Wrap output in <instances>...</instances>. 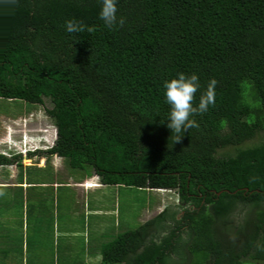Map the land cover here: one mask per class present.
Returning <instances> with one entry per match:
<instances>
[{
    "label": "trees",
    "instance_id": "16d2710c",
    "mask_svg": "<svg viewBox=\"0 0 264 264\" xmlns=\"http://www.w3.org/2000/svg\"><path fill=\"white\" fill-rule=\"evenodd\" d=\"M43 98L49 155L177 196L100 264H264V0H0V99Z\"/></svg>",
    "mask_w": 264,
    "mask_h": 264
},
{
    "label": "rangeland",
    "instance_id": "374dc122",
    "mask_svg": "<svg viewBox=\"0 0 264 264\" xmlns=\"http://www.w3.org/2000/svg\"><path fill=\"white\" fill-rule=\"evenodd\" d=\"M48 108L50 103L45 98L40 106L19 100L0 99V137L3 136L5 126H12L13 121H22L27 126L39 128L47 134L50 132L48 126L52 125L44 112ZM258 137L252 142L262 140L264 135ZM39 156H43L42 153H39ZM16 158L17 163L14 159L10 160H13L12 165L17 168L16 181L23 178L27 182L77 183L80 179L89 177L81 171L70 169L65 161L58 160L62 163L59 170L62 174H54L51 161L43 169L25 168L21 167L22 162ZM32 161L35 163V160ZM0 170V181H8L9 170L14 171V167L1 166ZM93 176L91 174L88 182L94 179ZM83 185L84 187H81ZM88 185L92 183L75 186V190L80 191H75V195L71 189L63 188L62 194L58 191L60 194L56 200L50 188L37 186L19 190L0 186V263L72 264L73 261L75 264L78 256L81 260L83 257L86 263L100 264L98 254L88 251V241L94 239L100 244L122 230L136 227L165 206L177 205L174 191L152 192L148 189L141 191L133 188L123 190L115 186L94 187L95 189H91L95 191H91L88 190ZM147 195L153 199L150 210L141 207L142 202H147ZM86 205L89 210L107 208L110 212L101 220L91 216L86 211ZM113 219L119 220L118 227L112 225ZM72 230L75 233L73 237L70 235Z\"/></svg>",
    "mask_w": 264,
    "mask_h": 264
},
{
    "label": "clouds",
    "instance_id": "9594fccd",
    "mask_svg": "<svg viewBox=\"0 0 264 264\" xmlns=\"http://www.w3.org/2000/svg\"><path fill=\"white\" fill-rule=\"evenodd\" d=\"M27 127H29V129ZM8 128H10V132L4 136V140L0 144V155L7 159L14 158L16 160V157H18V159L21 158V160L23 161L26 159V157H30L31 154H35L32 160H39V153H42V157L44 158L45 154H48L47 151L52 147L56 136L55 128L53 125L48 126L50 132H47V134L45 132H41V129L39 130V128L33 129L30 126H27L26 123H23L22 121L19 123H15L13 121L12 126H8ZM39 133L40 135L38 136ZM51 155L57 157L54 154ZM57 158L58 160L62 161L61 158ZM28 160H30V158H28ZM44 161L45 158L43 162ZM93 177L94 179H91V182H83L92 183V185H88V189L94 188L96 186H101V184L98 182V179H96V175H94ZM81 187H84V185ZM150 190L152 192L162 191L159 189Z\"/></svg>",
    "mask_w": 264,
    "mask_h": 264
},
{
    "label": "crops",
    "instance_id": "0c3cea01",
    "mask_svg": "<svg viewBox=\"0 0 264 264\" xmlns=\"http://www.w3.org/2000/svg\"><path fill=\"white\" fill-rule=\"evenodd\" d=\"M9 129L10 128H7L5 126L4 132H3V136L0 137V144L4 140V136L7 135L10 132ZM34 155L35 154H31L30 157H28V158H30V160H28V158L26 157V159L22 161V166L21 167H25V168L33 167V168L43 169V168H45V165L49 161H51L50 164H51V167L53 169L54 174H57V173L62 174V171L59 172L62 163L58 162V158L57 157H55L53 155L45 154V156H44L45 161L44 162H43L44 158L42 156H39V160L36 159L35 163H33L32 158L34 157ZM52 160H54L53 161V165H52ZM11 166L14 167V171L13 170H9L8 181H0V186H10V187L17 188L19 190H22V189L26 190L28 187L29 188H35L37 186L40 187V188H50L52 190V196L55 198V200L57 199L58 194H60V193L62 194L63 193L62 192L63 188L64 189H71L72 192L74 193V195H75V191L76 192H80L78 190H75V186L78 185V187H80L79 184H81L83 182H88L90 177H91L90 176V177L82 178L79 181H77V183L75 181H71L70 183L69 182H61V181H51V182H42V181L41 182H34V181H30V182H27L23 178L20 181H16V177L18 175L17 168L14 165H11ZM97 187L100 188V186H96L95 188H97ZM95 188H92V189H95ZM89 189L91 191H95V190H92L91 188H89ZM86 208H87L86 211H88L91 216L98 217L101 220L103 219V217L108 216V213L110 212V211H107V210H109L107 208H105V209H103V208H96V209L91 208L89 210V206L88 205H86ZM74 234L75 233L72 230V232L70 234L71 237H73Z\"/></svg>",
    "mask_w": 264,
    "mask_h": 264
},
{
    "label": "flooded vegetation",
    "instance_id": "af4514ba",
    "mask_svg": "<svg viewBox=\"0 0 264 264\" xmlns=\"http://www.w3.org/2000/svg\"><path fill=\"white\" fill-rule=\"evenodd\" d=\"M11 159H13V158H11ZM11 159H8V160H11ZM15 160V159H14ZM16 161V160H15ZM14 161V162H15ZM19 161H20V163L22 162V160H21V158L19 159ZM13 160L12 161H9L7 164H4V165H0V167L1 166H3V167H6V168H8V167H10L13 163ZM16 163H17V161H16Z\"/></svg>",
    "mask_w": 264,
    "mask_h": 264
}]
</instances>
